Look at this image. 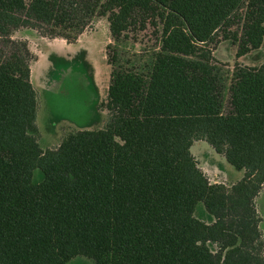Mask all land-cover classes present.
<instances>
[{
    "label": "trees",
    "instance_id": "trees-1",
    "mask_svg": "<svg viewBox=\"0 0 264 264\" xmlns=\"http://www.w3.org/2000/svg\"><path fill=\"white\" fill-rule=\"evenodd\" d=\"M104 18L105 124L44 150L35 57L12 36L73 44ZM147 28L152 45L131 38ZM222 42L261 48L264 0H0V264H264V62L227 75ZM197 141L243 178L212 183Z\"/></svg>",
    "mask_w": 264,
    "mask_h": 264
},
{
    "label": "rangeland",
    "instance_id": "rangeland-1",
    "mask_svg": "<svg viewBox=\"0 0 264 264\" xmlns=\"http://www.w3.org/2000/svg\"><path fill=\"white\" fill-rule=\"evenodd\" d=\"M36 31L20 28L13 36L14 41L28 44L35 59L30 62L32 83L38 93L40 111L37 117L44 150L58 146L64 136L81 128H101L107 119L106 113L95 106L105 101L111 80V66L107 61V46L112 43L107 20L100 19L73 44L62 39L38 36ZM136 43L152 45L151 30L132 35ZM141 45H139L140 47ZM127 51H133L126 46ZM141 49V48H137ZM216 61L228 75L236 63L256 66L264 62V43L242 57L237 56V47L231 42H222L214 52ZM229 83V82H228ZM198 159L199 167L212 183L232 185L240 181L243 171L228 164L204 141H197L191 148ZM42 178L36 172L35 181ZM257 208L262 217L264 249V189L257 198ZM196 215L204 221H211L203 204ZM67 264H94L85 257H76Z\"/></svg>",
    "mask_w": 264,
    "mask_h": 264
}]
</instances>
